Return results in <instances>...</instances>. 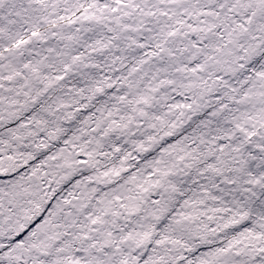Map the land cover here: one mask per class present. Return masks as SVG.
<instances>
[{
  "label": "snow or ice",
  "instance_id": "obj_1",
  "mask_svg": "<svg viewBox=\"0 0 264 264\" xmlns=\"http://www.w3.org/2000/svg\"><path fill=\"white\" fill-rule=\"evenodd\" d=\"M0 264H264V0H0Z\"/></svg>",
  "mask_w": 264,
  "mask_h": 264
}]
</instances>
